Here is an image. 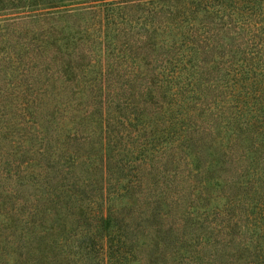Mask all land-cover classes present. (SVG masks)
Masks as SVG:
<instances>
[{
	"label": "trees",
	"instance_id": "obj_1",
	"mask_svg": "<svg viewBox=\"0 0 264 264\" xmlns=\"http://www.w3.org/2000/svg\"><path fill=\"white\" fill-rule=\"evenodd\" d=\"M0 264H264V0H0Z\"/></svg>",
	"mask_w": 264,
	"mask_h": 264
}]
</instances>
